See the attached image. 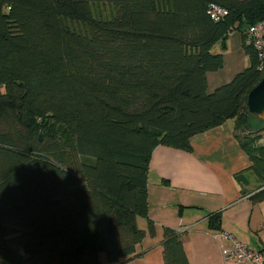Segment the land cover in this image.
I'll list each match as a JSON object with an SVG mask.
<instances>
[{
  "label": "trees",
  "instance_id": "obj_1",
  "mask_svg": "<svg viewBox=\"0 0 264 264\" xmlns=\"http://www.w3.org/2000/svg\"><path fill=\"white\" fill-rule=\"evenodd\" d=\"M212 3L229 15L214 20ZM261 20L264 0H0V264L139 255L157 232L138 223L153 150L190 151L227 120L259 181L246 193L264 201V120L247 107L264 70L245 43ZM233 30L250 63L210 91L224 66L213 47ZM162 246L165 264H190L177 230L164 228Z\"/></svg>",
  "mask_w": 264,
  "mask_h": 264
},
{
  "label": "crops",
  "instance_id": "obj_2",
  "mask_svg": "<svg viewBox=\"0 0 264 264\" xmlns=\"http://www.w3.org/2000/svg\"><path fill=\"white\" fill-rule=\"evenodd\" d=\"M236 32L239 35L234 38L243 48L241 34L237 30L230 33ZM236 55L220 70L208 73L210 91L248 66L239 49ZM233 128L234 121L227 120L193 135L190 151L163 144L155 147L149 162L148 218L139 217L138 223L147 230L149 219L153 220L156 236L148 233L137 246L139 255L117 263H110L102 253V264H165V227L179 232L190 264H225L222 249L229 242L214 238L219 231L232 233L254 249L263 246L264 201L254 203L246 193L256 190L259 182ZM239 173H244L249 184L236 180ZM216 212L221 219L212 227L209 216Z\"/></svg>",
  "mask_w": 264,
  "mask_h": 264
},
{
  "label": "built area",
  "instance_id": "obj_3",
  "mask_svg": "<svg viewBox=\"0 0 264 264\" xmlns=\"http://www.w3.org/2000/svg\"><path fill=\"white\" fill-rule=\"evenodd\" d=\"M208 12L214 20H222L229 15L228 9L215 3L209 5ZM245 43L255 49L259 67L264 70V20L249 26L245 31ZM213 236L220 242H229L222 249L225 264H264V244L259 250L254 249L227 231H219Z\"/></svg>",
  "mask_w": 264,
  "mask_h": 264
},
{
  "label": "rangeland",
  "instance_id": "obj_4",
  "mask_svg": "<svg viewBox=\"0 0 264 264\" xmlns=\"http://www.w3.org/2000/svg\"><path fill=\"white\" fill-rule=\"evenodd\" d=\"M103 8H108V6L105 5V6H103ZM238 35L239 34L237 32L236 33H230V36L228 37V39L226 41L227 42V47L225 49H223L221 47V44H222L221 42L215 44L213 49H214V51H220V52H224L225 51V55H224L225 60H224V62H226V60L230 61L231 59L236 58V56H237L236 53H237V50L239 49V51L242 52V56L245 58V64L247 63V65H249V63H250L249 62V57L243 52V48H242L241 44L239 42H237L235 40V38H234L235 36L237 37ZM228 44H229V47H228ZM256 120H254L255 121L254 122L255 125H257L259 123V120H257V121ZM259 125H260V123H259ZM39 134H40V136H42L43 132H39ZM260 142L264 144V139H262ZM256 190H253V191H256ZM102 257H106V255L102 254Z\"/></svg>",
  "mask_w": 264,
  "mask_h": 264
},
{
  "label": "water",
  "instance_id": "obj_5",
  "mask_svg": "<svg viewBox=\"0 0 264 264\" xmlns=\"http://www.w3.org/2000/svg\"><path fill=\"white\" fill-rule=\"evenodd\" d=\"M247 107L250 113L264 120V76L249 92Z\"/></svg>",
  "mask_w": 264,
  "mask_h": 264
}]
</instances>
